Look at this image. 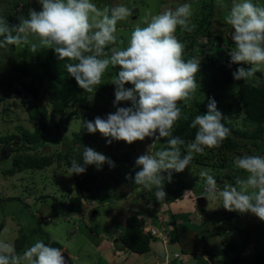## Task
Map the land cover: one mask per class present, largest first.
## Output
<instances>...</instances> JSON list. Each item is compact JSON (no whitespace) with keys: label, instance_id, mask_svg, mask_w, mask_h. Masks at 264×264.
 <instances>
[{"label":"rangeland","instance_id":"374dc122","mask_svg":"<svg viewBox=\"0 0 264 264\" xmlns=\"http://www.w3.org/2000/svg\"><path fill=\"white\" fill-rule=\"evenodd\" d=\"M94 2L99 7L124 3L133 9V16L117 25V36L123 41L118 47L125 46L126 38L133 26L139 23L147 12L156 14L166 7L174 8L185 2L192 3L194 9L192 22L197 25L194 33H197L196 29H198L201 22L204 30L199 34H195L199 39L192 44L189 33L177 29V37L186 45L184 58L188 59L195 56L201 59V62L204 59L217 58L221 61L225 60L229 68L235 65V63L230 65V56L228 55V59H225V55L220 48V46H230L231 49H229L232 51L235 45L230 38L231 26L224 22L226 13L216 6V0H94ZM226 2L230 6L231 0H226ZM254 2L264 4V0H254ZM30 8L39 11L41 5L37 0H0V16L7 19L9 25L18 24V17L20 15L26 16ZM206 31L210 33L209 36L207 35L208 37L204 38L202 35L206 34ZM220 38L221 41H225L219 42ZM34 39L30 38V42ZM228 40L232 43L231 45ZM211 44H214V47ZM200 46L203 48L209 47L206 48L207 51L204 49L197 52L196 50H199ZM65 63L67 61L59 60L53 49H41L33 53L23 44L0 48V75L11 82L10 87L6 86L3 89L1 86L5 85V80H2V83L0 82V137L19 136L21 128L33 132L38 125V122L29 117L28 112L34 102L23 84L24 82H32L39 87L40 97L49 112L55 108L62 109L61 113H56L55 119H53L56 127H52L48 123L47 129L48 132L59 135V143L46 144V147L37 152H48L56 156V153L62 149L63 142H69L75 135H78L80 139L75 141L73 145L75 149L80 150L83 149V146L94 145L95 150L102 152L114 161L115 167L110 168L105 163L99 169L95 185L83 195L82 212L70 213L67 210L69 198L77 193V189L73 174L69 175V168L64 162L54 159L51 165L43 169H23L20 172L7 175L5 174L6 170L11 166L13 159L21 154V149L24 146L19 141L12 139L10 142L4 143L0 153V224L4 222V226L0 231V239L7 240L15 245V240L20 238V230L18 229L24 224L26 231L33 232L31 233V243L29 245L36 238L41 237L38 234L42 235L44 233L43 235L48 238V244L53 246L54 243H57V247H61L69 255L73 264H106V262L107 264H127L131 256L135 257L134 260L138 262L132 261L130 262L132 264H155L153 260L144 261L148 254L142 256L132 252L131 256L128 257L130 251L127 250H123V252H126L124 257L119 253L121 254L120 257L113 256L110 258V250H105L103 253L101 245L105 243L104 241L111 242L112 236H118L127 216L136 215L141 220L147 218V207L152 205L154 199H156L155 189L150 192L143 189L141 185L134 186V180L126 179V175L131 173L134 177L135 172L139 170L135 161L147 151L148 145L153 143L151 147L153 152L167 145L159 140L154 141V138H146L144 141H136L132 144L113 140L109 144L107 143L109 138L102 136L98 131L94 134L89 133L86 128H83L84 119L82 116L84 113L87 112L93 120L96 116H99V112L100 117L106 118L107 114L115 112L117 107L131 106V102L121 101L115 106L113 104L116 86L111 82L118 72L117 68L110 66L102 78V83L96 89L94 88L92 92H87L80 88L76 81L66 82L68 78L73 77L64 68ZM241 66L249 67L250 65ZM256 77L259 78L260 84H264L262 82L264 73H260V77L256 74ZM203 78L200 75L199 79H196L200 86L197 88L194 99L188 101L185 108L193 106L195 101H200L205 95L206 87L201 81ZM59 79L61 80L59 81ZM125 87H132V85L126 84ZM74 93L85 96L89 109L86 110L72 105L71 98ZM68 101H71V103L65 107ZM230 123L235 129L248 131L249 133L255 128L254 124L244 120L243 115L230 120ZM95 136L99 139L96 142L93 141ZM210 152L213 155L212 157H209ZM244 152L258 154L253 146L242 148L239 152L224 151L221 153L218 148L205 149V154L209 159L204 160L202 163L192 160L184 171L173 172L172 182L169 183L165 180L164 186L166 188L164 189L169 195L176 197L175 193L178 194L184 189L183 199L186 207L184 217L181 216V218L184 220V224L191 228L194 227L189 222L194 223L199 228L198 233L201 236L204 234L208 238L211 243L210 248L215 254L213 258L217 264H221L223 261V250L226 246L232 241L240 242L242 238L248 239L245 255L254 257L258 251L264 252V221L259 220L251 213L229 212L222 205L214 210H210L206 206L204 215H199L200 211L197 208V203L193 201L196 194L203 195L204 193V181L198 176L202 169L212 170V174L217 179L218 188H223L225 183L234 184L236 177H245L247 174L235 169L232 163L234 155H241ZM185 154L186 150L182 148V156ZM202 156L196 154L194 159L203 160ZM223 165L224 167H222ZM164 175L166 176L167 173H164ZM11 198H16L18 201L10 200ZM218 204L219 201L216 206ZM164 205L166 206V204ZM168 207L170 208V206ZM93 208L98 213L92 218L90 217V211ZM197 213L198 221L195 220ZM226 214L231 217H227ZM204 216L206 226L201 224V221L204 222ZM167 220L165 217L159 221L162 222V226L164 225L167 228L169 227ZM174 220L177 221V218ZM170 221L171 219H169ZM201 229H203V232H201ZM238 229L243 230V232H239ZM32 230H35L36 233ZM42 231L43 233H41ZM181 232L179 234L181 237L184 236L185 244L193 251L199 244L200 247L204 246V242L198 237L199 234L189 238L185 237L186 232ZM231 232L236 233V237H232ZM95 239H97V242L94 241ZM182 248L178 243L167 245L172 264H178V262L181 264H207L205 261L200 262L195 252L190 251L191 249H184L189 252L186 254ZM99 252L102 253L103 257L98 254ZM175 252L180 254V258L177 260L173 257ZM113 259L116 261H113Z\"/></svg>","mask_w":264,"mask_h":264},{"label":"clouds","instance_id":"9594fccd","mask_svg":"<svg viewBox=\"0 0 264 264\" xmlns=\"http://www.w3.org/2000/svg\"><path fill=\"white\" fill-rule=\"evenodd\" d=\"M37 2L41 5L40 10L30 8L26 16L18 17L16 25H9L7 19L0 16V48L23 44L33 53L53 49L59 60L67 61L64 64L67 73L87 92L102 83L110 66L118 68L111 82L116 86L113 104L130 101L131 106L117 107L106 118L96 116L94 120H83V128L92 134L98 131L109 138V144L113 140L132 144L146 138H154V141L168 138L167 146L158 151L151 150L153 143L148 145L147 151L135 161L139 170L134 177L131 173L126 175V179L134 180V184L147 191L155 189L156 200L162 202L167 196L165 180L172 182L173 172L184 171L194 155L205 154V149L219 148L231 135L214 98L208 99L206 113L197 114L191 120L189 127L196 129L193 140L186 144L179 136L172 135L176 123L188 119L178 103L187 104L193 100L200 86L196 74L201 59L195 56L185 59L186 45L176 35L178 28L191 33L197 27L192 22V3L166 7L156 14L147 12L133 26L125 46L118 47L123 41L117 36V25L133 16V9L126 4L99 7L94 0ZM216 6L226 13L224 22L231 26L230 38L235 47L229 52L230 65H250L238 67L232 73L234 79L254 80L255 86H259L256 73H264V4L254 0H231L229 6L226 0H216ZM30 38L35 39L30 42ZM126 84L132 87H125ZM182 148L186 150L183 156ZM82 159V163L70 162L69 175L85 173L89 165H95L97 169L105 163L110 168L115 167L114 161L89 146H83ZM232 163L235 169L247 175L236 177L234 184L225 183L223 188H218L212 170L202 169L198 176L204 181V193L199 196L206 197L210 210L222 205L229 212L251 213L264 221V155L244 152L234 155ZM156 209L158 211L159 207ZM148 219L152 225H161L166 236L164 241L150 235L151 239L163 244L164 256L159 258L160 264H172L167 250L169 220L166 228L162 222L153 223L148 213L147 218L141 220L144 233H147L144 222ZM122 232L123 228L113 239H120ZM110 244L114 246L112 242ZM63 252L61 247L36 240L22 253H17L13 243L0 239V264H66ZM205 256L206 259L211 257ZM173 257L177 260L180 254L175 252Z\"/></svg>","mask_w":264,"mask_h":264},{"label":"trees","instance_id":"16d2710c","mask_svg":"<svg viewBox=\"0 0 264 264\" xmlns=\"http://www.w3.org/2000/svg\"><path fill=\"white\" fill-rule=\"evenodd\" d=\"M197 33L192 31L189 33L191 39V43H195L197 39L195 34H199L203 29V23L201 22L198 26ZM208 31L206 34L202 35L203 37L209 36ZM188 35V34H187ZM195 35V36H193ZM208 35V36H207ZM216 36V35H215ZM218 37V36H217ZM219 42H223L225 40ZM229 41V40H228ZM230 44H232L229 41ZM111 46V45H110ZM109 46V48H110ZM204 48L200 47V49L196 50L197 52L203 51ZM186 59V58H185ZM241 65L235 64L231 68L228 67L223 61H220L217 58H208L204 59L199 68V73L196 74V79H199V76H203L204 78L201 80L205 87L206 92L203 98L200 101H195L193 106L186 107V104L181 101L178 103V106L182 108L183 112L188 116L187 120L181 119L179 120L172 130L173 136H179L181 139L187 142H190L194 139L196 129H192L189 127L191 120L194 119L197 114H204L207 112V103L209 98H214L217 101L218 109L224 115V123L231 130V135L223 142V144L218 148V150L222 153L224 151H240L242 148L247 147H255L258 154L264 155V145H263V133H264V84L261 83L259 86H255L253 80H236L233 77V72L240 67ZM117 70H119L117 68ZM258 77H260V72L256 73ZM53 77V76H52ZM5 80V85L1 86L10 87L11 82L7 80L4 76L0 75V82ZM61 79H59L60 81ZM75 79L68 78L67 83L74 82ZM264 82V78L262 79ZM24 88L27 92L30 93V97L33 100L34 104L30 106L29 109V117L38 122L35 130L33 132H29L23 128H21V134L18 136H6L0 137V147L4 143H8L12 140L19 141L24 147L21 149V154H18L13 161L11 162V166L6 170L5 174L12 175L16 172H20L23 169H32V170H40L46 166H49L53 163L54 159L56 161H63L64 164L69 168L70 162L72 160H76L79 163L83 162L82 152L83 149L77 150L73 147L75 141L80 139L78 135H75L74 138L69 142H63L62 149L56 153V156L51 155L48 152H37L41 148L46 147V144H58L59 143V135L53 134L52 132H48V123L51 124L52 127L55 126L54 120L56 113H61L62 109L55 108L50 112L47 110V107L44 105L40 94L39 87L35 83H23ZM72 105L82 107L84 109H89V106L86 104L85 96H80V94H73L71 98ZM71 101L65 104V107L68 106ZM100 116V112L98 113ZM239 115L244 116V120L246 122H250L254 124L255 128L252 132L235 129L233 125L230 123V120L237 119ZM84 120H93L86 112L83 114ZM56 127V126H55ZM168 138H161L163 144L167 145ZM97 136L93 137V141H98ZM185 144V147H186ZM89 147L94 148V145H90ZM213 155L209 154V157ZM55 157V158H54ZM203 160L199 158L193 159V161L197 163H202L204 160L209 159L206 154H203ZM223 161H225L223 159ZM224 164V162H222ZM225 165V164H224ZM224 165L222 167H224ZM99 175V169L95 165L87 166V170L82 174H73L75 180V187L77 189V193L69 198L68 202V211L70 213H79L82 212L83 209V192H88L95 185L97 178ZM180 181V180H179ZM135 184L134 186H136ZM165 185V183H164ZM132 186V187H134ZM166 188V186H164ZM165 190V189H164ZM166 191V190H165ZM184 189L180 191V193H175L176 197L173 195H169L167 193L166 198L163 201L168 204L171 201L183 199ZM202 195V194H199ZM198 195V196H199ZM10 200H17L16 198H11ZM160 202L154 199L152 207L149 208V213L152 218V222L157 224V205ZM207 206V205H206ZM205 208L199 210L200 215H204ZM155 207V208H154ZM154 209V210H153ZM227 217H231L226 214ZM204 226L207 225L206 218L204 216ZM169 225L172 227L169 231V239L170 243L174 244L179 241L177 235L179 234V224L172 219L169 222ZM4 226V222L0 224V231ZM202 227V225H201ZM36 229V228H34ZM38 229V227H37ZM20 238L15 240V249L17 253H22L31 243V233L26 231V227L24 224L20 227ZM36 233L35 230H32ZM239 232H243V230L238 229ZM199 232V231H198ZM203 232V229H201ZM43 233V231L41 232ZM44 234V233H43ZM42 234V235H43ZM38 234L41 236L36 238V240H42L44 243L48 244L47 236ZM230 235L232 237H236V233L231 232ZM202 241L204 242V246L202 250L198 253V260L200 262L205 261L207 264H211L207 259L202 258L203 255L213 257L215 254L212 252V249L208 245V238L203 234ZM151 236L147 233L143 232L141 219L136 215H130L125 218L123 224V232L120 235V240L125 245V250L139 253V254H148L151 252L149 248V240ZM32 241V244L36 241ZM99 240V239H98ZM94 241L97 242V239ZM248 239L242 238L240 242H230L226 248L223 250L224 259L221 264H264V252L258 251L254 257L249 255H245V251L247 249ZM53 246L57 247V243H54ZM215 257V256H214ZM217 264V263H216Z\"/></svg>","mask_w":264,"mask_h":264},{"label":"crops","instance_id":"0c3cea01","mask_svg":"<svg viewBox=\"0 0 264 264\" xmlns=\"http://www.w3.org/2000/svg\"><path fill=\"white\" fill-rule=\"evenodd\" d=\"M185 194V193H184ZM197 195V194H196ZM194 196V198H193V201H195L194 199H195V197H197V196ZM164 204H166V203H164V202H160L157 206L159 207V210L157 211V213H156V215H157V222L156 223H160L161 221H159L160 219H163V218H165L166 217V220L168 219H175V218H177V223L179 224V233H182L181 231H183V232H186L187 233V235L185 236V237H189V238H193V237H191V236H194L195 234H199L198 233V231H199V228L198 227H196L195 226V224L194 223H192V222H189V223H191L192 225H193V227L194 228H191V227H189L188 225H186V224H184V220L181 218V216L182 217H184V209H185V201H184V199H180V200H175V201H171L170 203H168V204H166V206L164 205ZM168 206H170V208L168 207ZM150 207H152V205H148V207H147V211H148V213H149V208ZM155 208V207H154ZM194 209V208H193ZM154 210V209H153ZM177 210V211H176ZM175 212H179V213H175ZM166 213V214H165ZM163 214H164V216H163ZM199 215H200V213H199ZM175 217V218H174ZM199 220V217H198V213H197V217L195 218V220ZM197 220V221H198ZM198 224H200L199 222H198ZM112 227V226H111ZM113 228V227H112ZM122 228H123V226H122ZM122 228L120 229V230H122ZM115 232V231H114ZM105 237V236H104ZM115 237H117V236H115ZM115 237H111V242L113 241V238H115ZM177 237L179 238V241L177 242L178 244H180L182 247H183V249H185L186 250V248L187 249H191V248H189L186 244H185V242H186V240H185V238H183L184 236H182L181 237V235L180 234H178L177 235ZM199 238H200V240L202 241V237H201V234H199V236H198ZM187 239V241H189L188 240V238H186ZM200 241V242H201ZM105 243H103V245H101V250L103 251V253L105 252V250H110V252H109V254H110V258H112L113 256L114 257H116V256H119V255H123V257L124 256H126V252H116L115 251V248H114V246H111V242L110 241H104ZM203 242V241H202ZM201 242V243H202ZM92 243H93V241H92ZM210 242H209V240H208V245H209V247H210ZM109 245V246H108ZM106 246V247H105ZM202 248L203 247H200V244L198 245V247L196 248V249H194V251L191 249L190 251H193V252H195V254L196 255H198V253L202 250ZM184 250V251H185ZM119 253H121V254H119ZM131 253L132 252H130L129 254H128V257H130L131 256ZM99 255H101L102 256V253L101 252H99L98 253ZM139 254V253H138ZM142 256L143 255H146V253H144V254H141ZM103 257V256H102ZM101 257V258H102ZM120 257V256H119ZM134 258L135 257H130V261H129V263H127V264H132V263H130V262H135V263H138L137 261H135L134 260ZM202 258H204V259H206V256L204 255V256H202ZM122 259V258H121ZM115 259H113V261H114ZM146 260H153V261H155V264H160V263H162V261L156 256V254L154 253V252H149L148 253V256L144 259V261H146ZM116 261V260H115ZM106 264H107V262H106Z\"/></svg>","mask_w":264,"mask_h":264},{"label":"water","instance_id":"95a60500","mask_svg":"<svg viewBox=\"0 0 264 264\" xmlns=\"http://www.w3.org/2000/svg\"><path fill=\"white\" fill-rule=\"evenodd\" d=\"M196 203H197V208L199 210L205 208V206L207 205V200L204 196H199L196 198ZM97 210L95 208H93V210L90 211V217H95L97 215ZM112 243L114 244V248L116 251H123L125 248L124 243L119 239H113ZM149 248L151 251H153L159 258H163L164 256V252H163V244L160 240H153L150 239L149 240ZM66 259V264H73L69 258V255L66 252L62 253ZM207 260L211 263V264H216L215 260L213 257H208Z\"/></svg>","mask_w":264,"mask_h":264},{"label":"built area","instance_id":"2783aa9c","mask_svg":"<svg viewBox=\"0 0 264 264\" xmlns=\"http://www.w3.org/2000/svg\"><path fill=\"white\" fill-rule=\"evenodd\" d=\"M230 44V43H229ZM231 45V44H230ZM201 47V46H200ZM225 46H220V48H221V50H222V52H223V54L225 55V59L227 58L228 59V55H229V52H230V49H231V47L230 46H227V47H225ZM230 48V49H229ZM221 61V60H220ZM223 62L225 63V64H227L226 63V61L225 60H223ZM84 193L85 192H83V195H84ZM144 224H145V227H144V231L145 232H147V233H149V235H152L153 237H161L164 241H166V236H165V234H164V231H163V229L161 228V225H152V224H150V221H149V219L148 220H146L145 222H144Z\"/></svg>","mask_w":264,"mask_h":264},{"label":"flooded vegetation","instance_id":"af4514ba","mask_svg":"<svg viewBox=\"0 0 264 264\" xmlns=\"http://www.w3.org/2000/svg\"><path fill=\"white\" fill-rule=\"evenodd\" d=\"M3 145H4V144H2L1 147H0V153L2 152V147H3Z\"/></svg>","mask_w":264,"mask_h":264}]
</instances>
